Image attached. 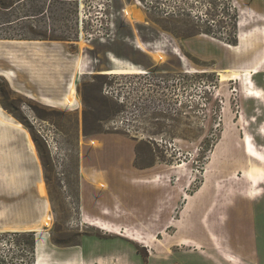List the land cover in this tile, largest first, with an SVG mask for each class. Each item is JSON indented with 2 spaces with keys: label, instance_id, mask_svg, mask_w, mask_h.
Returning a JSON list of instances; mask_svg holds the SVG:
<instances>
[{
  "label": "rangeland",
  "instance_id": "obj_1",
  "mask_svg": "<svg viewBox=\"0 0 264 264\" xmlns=\"http://www.w3.org/2000/svg\"><path fill=\"white\" fill-rule=\"evenodd\" d=\"M0 107V264H264V0H0Z\"/></svg>",
  "mask_w": 264,
  "mask_h": 264
},
{
  "label": "crops",
  "instance_id": "obj_2",
  "mask_svg": "<svg viewBox=\"0 0 264 264\" xmlns=\"http://www.w3.org/2000/svg\"><path fill=\"white\" fill-rule=\"evenodd\" d=\"M136 43H137V46L139 47V48H141L142 46H141V43L140 42H138V40L136 41ZM142 49V48H141ZM113 61H114V63L116 64V65H119V61L117 60V59H113ZM80 65H81V63H80V61H79V57H77V59H76V62H75V72H74V74H73V76H72V79H71V81L69 82V84H68V86H67V90L65 91V93L63 94V97H62V102L65 104V105H69V106H72V105H74L75 103L77 104L78 102H79V99H78V95H77V91H76V74H78L77 72H78V69H79V67H80ZM124 67H129V65H125ZM130 67H131V65H130ZM133 67V66H132ZM138 71H140L139 69H135V68H133L132 70H129V69H125V70H121V71H112V72H110V73H124V74H126V73H131V72H138ZM81 73V72H80ZM2 109H1V107H0V120L2 119V120H4L3 119V116H2ZM8 123L10 122V121H7ZM10 124H14L13 122H10ZM29 145L31 146V148H33V146H32V142H31V140L29 139ZM11 172H14L16 175H18V173L13 169V170H10V171H8V178L10 177V173ZM19 176V175H18ZM10 180V179H9ZM41 180V179H40ZM40 180L36 183V187H39V185H40ZM10 181H13V180H10ZM15 181V180H14ZM15 182H18V181H15ZM41 197H44L45 198V196L43 195V194H41ZM49 210V207H48V205L46 204V212ZM48 219L49 218V216H48V214L46 213L45 214V216H43V217H41V219H40V221H39V225H41V223L44 221V219ZM35 226H38L37 224H35L34 226H26V225H18V226H15L14 228H12L11 230H16V231H25V230H30V229H32V227H33V229L35 228ZM255 236H256V233L254 234ZM261 239H264V232H258V237H256V238H252V243H249L248 242V248H247V251L248 252H250L251 250L253 251V252H257L256 251V249L258 248V244H257V242H256V240H261ZM250 241V242H251Z\"/></svg>",
  "mask_w": 264,
  "mask_h": 264
},
{
  "label": "bare ground",
  "instance_id": "obj_3",
  "mask_svg": "<svg viewBox=\"0 0 264 264\" xmlns=\"http://www.w3.org/2000/svg\"><path fill=\"white\" fill-rule=\"evenodd\" d=\"M134 73H138V72H134ZM250 94L253 96V97H256V98H260L261 97V93L258 89L254 88L252 89V91L250 92ZM10 180H15V181H18V182H23L22 179H20V176L16 175L14 172H11L10 173V177H9ZM38 264H40L38 262Z\"/></svg>",
  "mask_w": 264,
  "mask_h": 264
},
{
  "label": "built area",
  "instance_id": "obj_4",
  "mask_svg": "<svg viewBox=\"0 0 264 264\" xmlns=\"http://www.w3.org/2000/svg\"><path fill=\"white\" fill-rule=\"evenodd\" d=\"M92 36H93V33H90V32H86V33H85V37L87 38L88 41L91 40ZM153 47H154V46H153Z\"/></svg>",
  "mask_w": 264,
  "mask_h": 264
},
{
  "label": "trees",
  "instance_id": "obj_5",
  "mask_svg": "<svg viewBox=\"0 0 264 264\" xmlns=\"http://www.w3.org/2000/svg\"><path fill=\"white\" fill-rule=\"evenodd\" d=\"M11 5H12L11 3H9V4H4V3H3V4H2V7H3V8H8V7L11 6Z\"/></svg>",
  "mask_w": 264,
  "mask_h": 264
}]
</instances>
